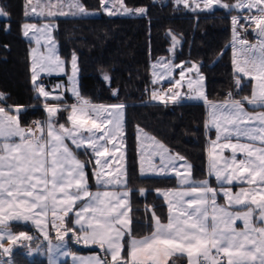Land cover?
Wrapping results in <instances>:
<instances>
[{
	"label": "snow or ice",
	"instance_id": "1",
	"mask_svg": "<svg viewBox=\"0 0 264 264\" xmlns=\"http://www.w3.org/2000/svg\"><path fill=\"white\" fill-rule=\"evenodd\" d=\"M194 3L195 0H192ZM101 8L108 15L118 12L123 14H146L144 7L130 9L124 0H100ZM191 7L189 0H176ZM220 0H203V8H211ZM29 6L32 7L31 0ZM225 8L253 9L256 14L232 17L233 35V65L235 72L251 77L256 81L250 97L242 100L233 98L232 93L222 103L209 102L202 90L203 75L199 67L193 64L187 68L191 73L194 69L197 79H188L187 87L194 94L189 98L203 99L209 108V126L216 130V140L212 142L209 152V174L214 175L220 183L227 206L217 203V190L208 181H201L184 191L164 193L169 204L167 223L152 213L153 231L150 235L137 239L132 236V218L129 215L130 189L128 190H89L86 177V163L81 161L69 149L65 140H70L76 148L86 146L95 157V176L97 184L104 187L123 188L127 185L126 170L121 167L117 175L105 173L108 167V157L117 147L115 141L123 139V109L125 105L93 104L81 96L77 86V58H71V92L76 97L72 105L49 106L45 103L47 118L42 122H34V127L25 128L21 124L23 106L6 105L0 107V264H13L4 260V256L12 253L11 245L33 241L34 237L27 232L18 234L12 230V222H31L40 229L44 239L48 241V264H59L58 257L72 256L75 264H169L170 258L179 254L187 257V264H221L220 259L209 260L212 250L223 254L227 264H264V147H255L259 141L264 145V112L250 114L245 109V102L255 107L264 108V0H237L233 5H222ZM39 15L48 8L47 16L59 15H89L82 0H37L32 7ZM57 9L52 11L51 9ZM67 9L65 11L64 9ZM200 8V4H196ZM195 10V9H193ZM203 10V9H202ZM8 14L0 8V16ZM243 19L249 26L255 25L257 43L250 44L241 38L240 23ZM24 35L45 34L49 25L37 28L34 24L23 25ZM173 43H177L175 36ZM50 40V37H49ZM40 44L39 38L36 40ZM164 71L160 79L170 76L172 67L165 61H159ZM65 62L55 53L54 45L49 48L48 55L33 56L31 80L34 90L46 100L52 97L60 101L62 93L53 95V91L38 83L41 73L64 72ZM155 68V65L153 66ZM153 75H156L154 71ZM180 80L167 92L153 90L151 98L162 103H176L181 99L178 90L185 78V70L180 72ZM103 79L110 82V76L103 74ZM156 83V81H153ZM241 86L239 77L236 79ZM196 85V87H194ZM57 85L56 89L62 88ZM116 90L113 95H116ZM4 93H0V101H6ZM14 114H10L13 113ZM67 111V122L57 123V113ZM142 131V130H141ZM18 138V140H17ZM233 138L239 141L245 138L251 143H232ZM222 149L230 148L231 157L224 159L223 164L212 152L217 142ZM158 143V142H157ZM108 145H112L111 148ZM243 153L237 158V153ZM151 155L159 157V164L148 161L147 169L141 164L140 174H164L167 171L178 172L177 161L186 159L179 154H171L163 145L158 144L157 150ZM123 159V155L119 157ZM184 167V165H180ZM189 171L191 165H187ZM234 182L247 183L248 191L241 188L233 194L225 184ZM182 184L189 183V177L181 178ZM141 195L145 190H140ZM187 198V199H186ZM237 206L239 208L237 209ZM237 209V210H230ZM71 214V215H70ZM237 221L243 222V228L236 226ZM56 231L55 242L50 238L48 224ZM75 226H79L78 229ZM71 233V236H69ZM128 237L125 240V237ZM70 240L80 244H95L110 254L111 261L99 256L87 260L78 258L66 250ZM3 241L10 245L5 247ZM127 245V256H121V251ZM39 248V244L36 245ZM175 264V261L172 262Z\"/></svg>",
	"mask_w": 264,
	"mask_h": 264
},
{
	"label": "trees",
	"instance_id": "2",
	"mask_svg": "<svg viewBox=\"0 0 264 264\" xmlns=\"http://www.w3.org/2000/svg\"><path fill=\"white\" fill-rule=\"evenodd\" d=\"M221 1L226 4L234 2ZM82 3L88 11L101 12L100 0H82ZM124 3L130 9L144 7L146 14L139 17H38L32 11L37 0H31L32 7L29 0H0V8L8 14L0 16V93L7 97L6 101L0 102L2 106L11 105L13 108L23 106L20 119L25 128L36 120H42L40 106L45 102L36 94L31 83V43L23 38L21 27L25 23L54 22L53 37L67 72L75 54L80 82L95 87L97 103L125 105L126 189H130L132 236L138 239L153 231V212L161 222L167 221L166 205L156 191L177 189L178 185L173 177L138 175L137 129L159 141L171 154L185 157L191 165L194 182L207 180L206 147L212 134L206 130L205 105L184 103L162 106L154 102L143 103L142 90L145 87L153 90L156 86L151 78V62L168 54L170 34L180 40L174 62L185 66L192 63L198 65L209 102L226 101L229 93L238 100L250 97L252 85L248 81L238 87L232 67V17L235 11L213 9L190 12L171 0H124ZM38 9L37 13L41 10ZM47 10L44 8V12ZM246 37L251 41V37ZM104 73L110 76V82L103 79ZM65 82L66 77H51L42 83L51 86V89L53 85ZM114 90L116 95H113ZM149 98L152 100L151 96ZM251 109L258 111L262 108ZM76 154L84 162L92 160L88 151L77 150ZM141 189L145 190L144 195H141ZM12 228L14 232L28 233L31 230L14 224ZM32 249H37L36 244ZM27 254L22 249L15 250L12 254L14 264H47L39 252L32 259ZM173 261L175 264H185L182 257L172 258L169 264Z\"/></svg>",
	"mask_w": 264,
	"mask_h": 264
},
{
	"label": "rangeland",
	"instance_id": "3",
	"mask_svg": "<svg viewBox=\"0 0 264 264\" xmlns=\"http://www.w3.org/2000/svg\"><path fill=\"white\" fill-rule=\"evenodd\" d=\"M154 1L166 2L168 0H154ZM171 1L175 5L181 6L184 9H186L187 11H190V12H203V11H211L213 9H226V10L235 11L236 12L235 16H246V13L248 12L247 9L239 10V9H233V8H225L222 5H224L226 3H224L221 0H220L219 4H213V6L211 8H206V9L203 8V0H195L194 3L192 2V0H189V2L191 4V7H185L183 3L177 4L176 0H171ZM53 2L55 3L56 0H53ZM236 2H237V0H234V2L232 4H227V5H233ZM196 4H200V8H196ZM193 9H195V10H193ZM51 10L57 11V9H55V8H53ZM64 10L67 11L66 8ZM47 11H45L44 12L45 14H43V15L37 14L38 17H46L47 16V14H46ZM88 12L91 13V14H89V15H72V14L69 13L67 15H59V14H57L55 16L56 17H97V16H100V15L112 16V15H108L107 12H105L103 9H101V12H97V11H88ZM115 15L125 16V17H139V16H142L140 14H123L122 12H118ZM55 16H53V17H55ZM53 17H51V18H53ZM240 23L244 25V27L239 30L241 38L245 39V38H247L246 36H249V37L253 36L254 38L257 39L256 31H254L253 29L247 28L248 25H247V23H245V21L243 19L240 20ZM25 24H34V25L37 26V28H43L44 25H49L50 29L47 30V32L45 34L36 33L35 35L33 34V32L31 30H28L29 34L27 36H25L24 35L25 29L23 28V25H25ZM25 24H23L22 27H21V33H22L23 38L26 41H29L31 43V46L29 48V63H30V75H32V71H31L32 70V59H33L34 55H36V56L48 55L49 54V48L53 47V45H54L55 53H56V55L59 56V54H58V46H57V43L55 42L54 37H53V30L55 28V23L54 22H42V23H37V24L36 23H25ZM173 36L174 35L170 34L171 44H170L169 48L167 49L168 54L166 56H164V57L157 58L156 60L151 62V78H152V82L156 81V83H157L156 85H158V84H160L162 82H167V83H171L174 86L175 81L181 79L180 78V72L183 69V70H185V78H184V80L181 81V85L179 86L178 90L181 93V97H184V98L186 97V98L189 99V97L191 95H194V94L191 92V90L188 89L187 80L188 79L195 80L198 77H197L195 69L191 73H189V72H187V68L191 67L195 63H192V64H190L188 66H185L182 63H175L174 62V58H175L176 52H177V50L180 47V40H179V38H177L175 36L177 43L174 44L173 43V39H172ZM49 37H50V40H49ZM37 38H39V40H40V44L39 45H37V43H36ZM231 41H233V35H232V40ZM59 58H60V56H59ZM159 61H165L168 65H170L172 67V71H171L170 76H165L164 79H160V74H161L162 71H164V68H163V66L160 63H158ZM154 65H155V68L153 67ZM195 65H197V64H195ZM64 68H65L64 72H52L51 74L41 73V75L38 78V83L43 85L42 82H44V80L46 78H48V77H66L68 83L72 87V85L70 83V80H69V78L71 76V64H70L69 72H67V69H66L65 65H64ZM154 71L156 72V75H153ZM76 80H77V86H78L79 91H80V82H79L78 72H77ZM31 83H32V80H31ZM57 85H62L63 87L59 88V89H56ZM57 85L53 86L52 89H50L49 91L55 90L53 92V95H59V94L62 93V97H61L60 101H56L52 97H49L46 100L44 97L39 96L37 92H36V94L43 100V102L47 103L49 106H61V107H63L65 103L67 105H72V104L76 103V101H71V102L69 101L68 102L67 98H65V103H64L62 100L64 99V94L66 93V89H65L63 84H57ZM202 85H203L202 90L205 92L204 81L202 82ZM32 86H33V83H32ZM194 87H196V85H194ZM182 89H185L191 95L182 92ZM95 95H96V93H95ZM84 96L85 97H83V98H85L87 100H90L93 104H95V102H97V100H96L97 98L95 97V99H94V94H92L91 92H88ZM192 99H195V98H191V101H194V102L196 101V99L195 100H192ZM45 103L40 106V109L42 110V113H43V118H42V120H40L41 122L45 121L46 118H47V112H46V109L44 107ZM0 107H3L1 102H0ZM10 114H14V111H13V113H10ZM68 114L69 113L67 111H61V112L57 113V123H64L66 125V127H70V123L67 122V115ZM36 121H38V120H36ZM29 127H34V122H32L30 124V126H28V128ZM135 135H136L135 140H136V148H137L136 149V151H137V153H136V161H137V173H138V175L141 176V177H164L163 175H171V176H167V177H173L176 180V183L178 185L177 189H173V190H158V191H156V195L161 197L164 200V203L169 206V204L165 201L166 198H165V195H163V194L164 193H173V192L184 191L186 189L183 188V187H186L187 185H190V183L194 181L192 179V176H191V169H190V176H189V171L187 169V165H189V164L186 162L185 167H180L181 164H179V166H177L178 167V172L180 173V175H177V172H174V171H167L166 173H168V174L164 173V174L156 175V174L148 173L146 175H141L140 174V168H141V164L142 163H143V166L146 169L148 167V161L150 159L154 160L157 164H159V157L155 156V155H151V154L155 150H157L158 144H161V143L159 141L155 140L153 137H151L147 133H145L144 131H141V129H137ZM17 140H18V138H17ZM65 143L68 145L69 149L72 150L75 153V155H77L76 154L77 150H84V151L91 152L90 150L86 149V146L82 147V148H76V146L73 145L70 140L66 139ZM115 143H116L117 147L113 150L112 155L108 157V160H109L108 167L103 169V171L105 173H111V175H113V176L117 175L118 170L121 167H123L126 170V173H127L126 148H125V144H124V137H123L122 140L118 137L116 139ZM108 147L111 148L112 145H108ZM121 155H123V159L122 160L119 159V157H121ZM91 156H92V160H90L91 163H89L88 166L86 165V168H85L87 182H88V186H89V190L90 191L95 192L97 190H100V191H104V190H109V191H111V190H117V191L127 190L126 189V185L123 188H113V186H108L107 189H105L104 187L98 185L97 184V180H96V176L94 174L95 171H96L95 157H94L93 153H92ZM80 160L83 161L82 159H80ZM183 176H188L189 177V183L188 184H182L181 183V178ZM125 179L127 180V175H126ZM169 199H171V196H169L166 200H169ZM168 210H169V208H168ZM151 217H152V215H151ZM167 220H168V212H167ZM17 223H21L24 226H27V224H30L33 227V228H30L31 230L28 231V234L32 235L34 237V239H33V241L25 242L28 246L27 247L24 246L22 248V251H24L25 253L27 252L28 253L27 254L28 257L31 258V259L33 258L34 255H37L38 252H39L41 254L42 259L46 260L48 262V253L46 251L47 246H48V241L44 239L43 235L41 234L40 229L37 228L31 222H27V223L17 222ZM152 223H154L153 219H152ZM166 223H167V221H166ZM12 225H13V222H12ZM14 225L19 226L18 224H14ZM75 227L78 229L79 226H75ZM12 230H14V229L12 228ZM48 231H49L50 238L53 240V242H55L56 231L54 229H52L50 223L48 224ZM69 236H71V233H69ZM127 239H128V237L126 236L125 240H127ZM138 239H140V238H138ZM34 244H36V245L39 244V248H37L36 250L35 249L33 250L32 248H33ZM66 250L70 251L71 253H73L78 258H83L85 260H87L89 257L99 256L101 259H105L106 258L109 261H111L110 254H107L105 252V249H103L99 245H95V244H84V243L77 244V243L74 242V240H70L68 245H67V249ZM82 251H87V253H83ZM124 254L127 256V245H125V248L121 251V256H124ZM11 259H12V256H11ZM58 260H59V264H75V262L73 261V258H72L71 255L70 256H60V257H58Z\"/></svg>",
	"mask_w": 264,
	"mask_h": 264
},
{
	"label": "crops",
	"instance_id": "4",
	"mask_svg": "<svg viewBox=\"0 0 264 264\" xmlns=\"http://www.w3.org/2000/svg\"><path fill=\"white\" fill-rule=\"evenodd\" d=\"M37 10H39V9L37 8ZM37 10H36V12H34V14H37ZM250 14H252V15L256 14V10L253 9L251 13L247 12V13H246V16H248V15H250ZM36 24H37V23H36ZM247 25H248V24H247ZM247 28H250V29H253V30H254L255 25H254V24L251 25V26L248 25ZM28 42H29V41H28ZM248 42H249L250 44H252V43H257L258 40L252 36V37H251V41H248ZM233 57H234V52H233V41H231V61H233ZM232 67H233V71H234L236 77H239V78H240V80H241V84H242V82H248V81H250V82H251V85H252V90H253V88H254L255 85H256V81L253 80L251 77L243 76L242 73H240V74L236 73V72H235V69H234L233 62H232ZM48 78H51V77H48ZM79 82H80V79H79ZM57 84H63L64 87H65V89H66V93L64 94V99L62 100L64 103H65V98H67L68 102H69V101H70V102H71V101H76V97H75V96L73 95V93L71 92V90H70V89H71V86H70V84L68 83L67 79H66V82H65V83H57ZM57 84H55V85H57ZM155 84H157V83H155ZM55 85H53V86H55ZM53 86H52V87H53ZM51 89H52V88H51ZM48 90H50V89H48ZM88 92H91L92 94H94V99H95V97H96V95H95V93H96V91H95V87L92 86V85H84V84H82V83L80 82V93H81V96H82V97H85L84 95L87 94ZM182 92H184V93H186V94H190V93H188L185 89H182ZM251 93H252V92H251ZM190 95H191V94H190ZM191 96H193V95H191ZM96 100H97V99H96ZM195 102H196V103H203V104L205 105V108H206V121H205V124H206V130H207L208 133H211V134H212V137L207 141V147H206V152H207V153H206V154H207V181H208L209 185H210L212 188H214V189L217 190V193H218V195H217V203H218L219 205H222V206H227V199L223 196V191H222V189H221V185H220V183L215 179V176H214V175H210V174H209V160H210L209 152H210V150L212 149V142L216 140V130H215V128H212V127L209 126V111H210V110H209V108H208V104H207L203 99H201V100H200V99H199V100L196 99ZM222 102H225V101H222ZM222 102H214V103H222ZM95 104L99 105L97 102H95ZM244 106H245V109H246L250 114H255V113H259V112H264V108H262V109H260V110H258V111H256V110L253 111V109H251V108H259V107H255V106H253V105H249V104H247V102H245ZM27 128H28V127H27ZM237 142H239V143H251L250 141H248V140L245 139V138H241L239 141H237L235 138H233L232 143H237ZM222 143H223V141L217 142V147H216L215 150L212 152V156L219 158V160H220V164H221V165L223 164L224 159H228V158L231 157V153H232V150H231L230 148H228V149H222V148L219 146V145L222 144ZM254 146H255V147H264V145H261V144L259 143V141H257V142L255 143ZM90 154L92 155L91 152H90ZM242 157H243V153H239V152H238V153H237V158L239 159V158H242ZM176 163H177V166H179V164H181V165H184V167H185V165H186V164H185V161H177ZM166 174H168V173H166ZM163 176H164V177H167V176H171V175H163ZM195 184H198V183L193 181V182L190 183V185H187L186 187H183V186H182V187L185 188V189H187V188H189V187H191V186H193V185H195ZM223 187H224V188H231L232 193L235 194V193L239 192L241 188H244V189H246V190H248V191H251V188L254 187V185H253V186H250V185H248L247 183L234 182L232 185H227V184H225ZM179 188H180V187H179ZM262 194H264V193H262ZM163 201H164V200H163ZM165 201L168 203V200L165 199ZM165 205H166V204H165ZM166 208H167L168 217H169V210H168L169 206L166 205ZM238 208H239V206H237V209H238ZM237 209H230V210H237ZM167 221H168V220H167ZM13 224H18V225L21 226V227H26V228H29V229H30V228H33L32 225H30V224H27V226H24V225H22L21 223H17V222H13ZM236 226H237L238 230H239V229H242V228H243V222H242V221H237V222H236ZM13 232H14V231H13ZM14 233H17V232H14ZM18 233H19V232H18ZM18 233H17V234H18ZM3 243L5 244V247H9V246H10V245L8 244L7 241H3ZM11 247H12V253H11V255H10V256H4L3 259H4V260H11V261L13 262V264H14L13 259H11L12 254L14 253L15 250H17V249H18V250H19V249H22V248L24 247V245L21 244V243H17L16 245H11ZM217 256H221V257H223V254L221 253V254L217 255L215 249H213V250H212V254H211L210 257H209V260H211L213 257H215V258L217 259ZM174 257H182V258L184 259L185 264H187V257H186V255H185V256H179V254H177L176 256H173L172 258H174ZM172 258H170V260H171ZM223 259H224V260H223V262H221V264H227L226 259H225V258H223ZM170 260H169V262H170ZM47 264H48V262H47Z\"/></svg>",
	"mask_w": 264,
	"mask_h": 264
},
{
	"label": "built area",
	"instance_id": "5",
	"mask_svg": "<svg viewBox=\"0 0 264 264\" xmlns=\"http://www.w3.org/2000/svg\"><path fill=\"white\" fill-rule=\"evenodd\" d=\"M44 86H46V89H49L51 86L47 85V84H44ZM173 85L172 84H169V83H160L158 85L155 86V88L153 90H157V91H163V92H167V90L169 88H172ZM153 90H149L147 87H145L143 90H142V95L144 96V100H143V103L146 104V103H150V102H154L155 104H158V105H162V106H174V105H181V104H184V103H196L194 101H191V98H184V97H181V99H179L176 103H172L171 101H168L166 104L165 103H162L161 101L159 100H151L149 97L151 96L152 94V91ZM192 100H195V99H192ZM39 121V120H38ZM38 121H34V122H38ZM41 122V121H39ZM35 126V125H34ZM217 259H220L221 262H223V257L221 256H217Z\"/></svg>",
	"mask_w": 264,
	"mask_h": 264
}]
</instances>
